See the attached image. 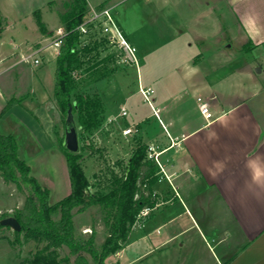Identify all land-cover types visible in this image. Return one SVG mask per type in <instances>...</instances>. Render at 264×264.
<instances>
[{
    "label": "crops",
    "instance_id": "crops-1",
    "mask_svg": "<svg viewBox=\"0 0 264 264\" xmlns=\"http://www.w3.org/2000/svg\"><path fill=\"white\" fill-rule=\"evenodd\" d=\"M204 1L214 9L212 14L220 28L224 26L221 18L228 6L246 42L251 41L250 50L264 47V0ZM0 14L7 23L0 34V113L11 99L19 100L0 118V133L16 138L20 158L34 173L31 161L45 151L44 146L62 155L51 138L47 106L50 99H55V70L47 63L55 62L56 67L59 47L52 43L56 36L52 41L39 40L42 33L37 23L28 24L21 17L13 20L1 5ZM59 24L57 29L62 26ZM47 29L53 34L48 24ZM35 42L41 43L35 45L37 56L42 55L39 65L22 60L34 51ZM211 48L219 56L222 44L216 43ZM182 49L186 50L185 55L193 52L189 47ZM188 63L184 61L183 66ZM195 66L193 63L183 68L181 75L191 82L190 88L211 94L215 118L207 120L199 104L193 113L184 100L172 104L159 95L154 98L166 128L158 119L164 131L154 133L149 129L147 141L140 137L148 148L155 147L159 161L150 158L147 149V159L158 166L156 181L152 185L144 183L150 201H154L153 210L133 226L120 258L129 253L136 256L135 261L153 253L158 257L155 264H264V102L256 101L264 94V81L252 76L248 87L239 85L226 92L223 87L226 77L215 75L219 69L198 83ZM260 69L263 72V66ZM137 126L140 133V120ZM22 127L26 145L38 143L36 157L29 159L22 151L19 140ZM64 159L67 163L66 155ZM69 193L66 190V196ZM149 221L155 227L146 231Z\"/></svg>",
    "mask_w": 264,
    "mask_h": 264
},
{
    "label": "rangeland",
    "instance_id": "rangeland-1",
    "mask_svg": "<svg viewBox=\"0 0 264 264\" xmlns=\"http://www.w3.org/2000/svg\"><path fill=\"white\" fill-rule=\"evenodd\" d=\"M63 2L64 0H0V5L13 20L21 17L28 24L30 21L36 24L34 12L40 9L42 19L48 27L53 28V34L46 36L40 34L39 40L47 38L52 41L60 25L58 12L65 10ZM88 3V10L91 7H114L113 11L120 25L128 32L131 41L136 44L138 53L142 56L141 64L137 67L123 61V52L119 48L98 42L96 35L83 39L86 43L98 45L94 51L82 53V58L90 67L93 63L107 58L94 69L91 67L79 71L76 79L78 91L99 96L104 104L102 124L98 129L86 132L79 128L83 154L82 166L90 182L97 184L103 191L110 188L115 175L124 174L132 153L142 142L140 137L147 141L149 129L154 133L164 131L150 103L140 91V86L146 88V85L150 84L153 92L148 98L154 106L156 105L154 98L159 95L172 104L184 100L187 109L196 113L198 97L207 99L211 94L206 90L190 88L191 82L181 75L182 69L191 67L193 63L196 64L198 83L203 82L206 75L212 77L211 72L219 69L215 75L226 77L223 86L226 92L234 91L239 85L248 87L253 77L264 81V47L255 51L243 50V44L246 42L245 34L237 23L234 13L228 10V6L225 8L224 17L221 18L224 26L220 28L217 18L212 14L214 9L210 7L211 4L206 5L204 0H88ZM214 4L217 6L216 2H213ZM218 4L222 5L223 2ZM6 25L4 19L3 26ZM190 43L193 45L192 48ZM207 43L209 46H206ZM216 43L222 44L219 56L215 55V48H211ZM32 44L35 51L38 45H41L37 42ZM250 44L251 42L245 43L249 48ZM182 46L193 49L192 54L185 55L186 50L182 49ZM184 61H188V65L183 66ZM47 64L54 72L55 62ZM261 66L263 72L258 74V68ZM32 72L37 73L34 68ZM179 74L180 77L177 76ZM17 83L19 85V82ZM261 100L264 102V94L256 101ZM47 106L50 110L51 138L62 155L53 153L49 149L50 146L46 145L43 147L45 151L38 158L33 162L27 161L29 163L31 161L33 166L32 174L41 185L50 190V203L54 204L66 196V190L70 192L67 163L66 159L62 160L65 154L61 149V141L65 137L66 116L55 99H50ZM123 106L128 111L125 117L121 116ZM30 120L28 118L27 122ZM139 120L140 133V127L137 126ZM130 126L134 127V132L125 136L123 129ZM21 133H25L23 127L19 134L23 153L29 159L36 157L37 153L34 151L39 147L38 143L26 145L28 142ZM34 141L36 142L35 139ZM143 181L144 178L140 179L138 197L150 196ZM27 193V190L18 189L14 183L6 182L0 176V218L6 213L12 215L21 208ZM151 197L153 198V195ZM108 216L109 210L101 205H94L82 213H76L74 220L77 233L87 237L96 232V244L100 248L110 234ZM154 227V223L149 221L145 229L151 231ZM14 238L12 227L0 231V264H30L28 260L40 244L32 240L17 244L14 243ZM121 251L111 255L107 263L155 264V259L158 258L152 253L145 259L134 261L136 256L129 253L120 258ZM67 252V249L62 250V255Z\"/></svg>",
    "mask_w": 264,
    "mask_h": 264
},
{
    "label": "trees",
    "instance_id": "trees-1",
    "mask_svg": "<svg viewBox=\"0 0 264 264\" xmlns=\"http://www.w3.org/2000/svg\"><path fill=\"white\" fill-rule=\"evenodd\" d=\"M63 6L65 10L59 11L58 16L66 34L56 58L54 97L65 116L72 109L78 128L92 132L102 124L103 100L99 96H92L90 92L77 90V73L98 67L107 58L93 63L91 67L82 58V53L92 52L98 47L83 44L78 30L88 11V0H64ZM34 16L40 32L51 35L40 9L34 12ZM3 21L0 14V34L4 29ZM250 49L251 44L250 48L243 45L244 51ZM18 102L19 100L11 99L1 111L0 118ZM61 149L67 158L71 191L51 204L50 190L41 185L32 174L31 166L20 158L16 138L12 134L0 133V176L6 182L14 183L18 189L28 192L21 208L12 215L6 213L0 218V231L11 228L1 221L13 216L21 226L20 230H14V243L23 244L32 240L40 244L28 260L30 264H108L107 259L123 249L130 231L139 221L141 210L154 204L149 196L138 197L139 183L144 178L143 183L152 185L157 179L155 173L158 166L147 159L148 146L140 142L132 153L124 174L115 175L110 188L103 191L97 184L90 182L82 166V152L66 150L63 140ZM94 205H101L109 210L107 222L110 234L100 248L96 244V232L87 237L79 235L74 220L76 213H82ZM64 249L68 252L62 255Z\"/></svg>",
    "mask_w": 264,
    "mask_h": 264
},
{
    "label": "built area",
    "instance_id": "built-area-1",
    "mask_svg": "<svg viewBox=\"0 0 264 264\" xmlns=\"http://www.w3.org/2000/svg\"><path fill=\"white\" fill-rule=\"evenodd\" d=\"M113 8L114 7L112 6L103 8L91 7L90 10L87 11L83 22L78 26L81 38L84 39L87 36L96 35L100 43H104L105 45H112L119 48V50L123 52L124 62L131 65H136L138 67L139 58L137 47L130 41V39L124 32L117 17L115 16ZM56 33L57 34L53 41V44L59 47L63 36L66 34V31L63 27H59ZM82 43L85 44L86 42L82 40ZM37 53V50L31 51L30 53L24 55L22 57V60L34 65H39L41 64V58L37 56ZM140 91L145 96V99L150 103L156 117L163 124L164 128H166L160 117V110L156 108L148 98V95L153 92V89L151 87L144 88L140 86ZM212 99L213 97H209L207 99L198 97L197 99L200 111L207 120H212L215 118L214 113L211 110ZM127 115L128 111L126 107L123 106L121 108V116L125 117ZM134 130L135 129L133 126L127 127L123 129V134L125 136L131 135ZM148 153L150 158L154 157L157 163H159L158 156L155 153V147L153 145L149 146ZM152 210L153 208L151 206H145L139 214L138 222H141L145 217L149 216Z\"/></svg>",
    "mask_w": 264,
    "mask_h": 264
},
{
    "label": "water",
    "instance_id": "water-1",
    "mask_svg": "<svg viewBox=\"0 0 264 264\" xmlns=\"http://www.w3.org/2000/svg\"><path fill=\"white\" fill-rule=\"evenodd\" d=\"M260 71L261 69L258 68V72ZM63 147L73 153H79L81 151L79 128L71 108L68 110L65 118V137L63 140ZM1 223L6 226H11L14 230L21 229L19 222L13 216L3 219Z\"/></svg>",
    "mask_w": 264,
    "mask_h": 264
}]
</instances>
